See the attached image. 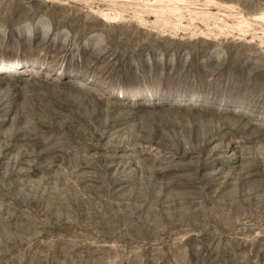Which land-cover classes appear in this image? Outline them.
<instances>
[{
	"label": "rangeland",
	"instance_id": "obj_1",
	"mask_svg": "<svg viewBox=\"0 0 264 264\" xmlns=\"http://www.w3.org/2000/svg\"><path fill=\"white\" fill-rule=\"evenodd\" d=\"M0 264H264V0H0Z\"/></svg>",
	"mask_w": 264,
	"mask_h": 264
}]
</instances>
